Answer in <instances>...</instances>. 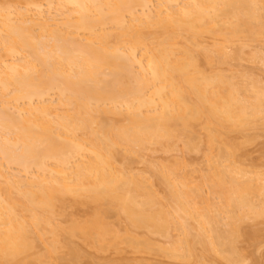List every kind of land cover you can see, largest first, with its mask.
<instances>
[{
  "label": "bare ground",
  "instance_id": "bare-ground-1",
  "mask_svg": "<svg viewBox=\"0 0 264 264\" xmlns=\"http://www.w3.org/2000/svg\"><path fill=\"white\" fill-rule=\"evenodd\" d=\"M35 1L23 0L33 17L0 5V264H77L82 247L123 245L244 264L237 243L264 226V178L240 160L264 125V82L220 67L264 41V0H44L46 15ZM178 148L207 171L130 166ZM69 207L84 218L59 224Z\"/></svg>",
  "mask_w": 264,
  "mask_h": 264
},
{
  "label": "rangeland",
  "instance_id": "rangeland-1",
  "mask_svg": "<svg viewBox=\"0 0 264 264\" xmlns=\"http://www.w3.org/2000/svg\"><path fill=\"white\" fill-rule=\"evenodd\" d=\"M2 2L0 3V5L2 6V7H5V8H9L10 9V7H11V11H13V8H14V11L17 9V8H19V10H21L22 12L24 11L25 12V10H24V8H25V5L23 4V0L21 1V0H11V3H10V1L9 0H1ZM3 1H5V3L3 2ZM16 1V2H15ZM20 1V2H19ZM39 1V2H38ZM6 2H8V3H6ZM152 2L154 3H156V0L155 1H153L152 0ZM12 3H13V5H12ZM35 3L37 4V5H41L40 6V9H41V11L43 12V15H46V13H48V11H50L49 13H51V14H54L55 13V11H53V10H55V9H53L54 8V6L55 5H53L51 8H52V10H51V8H50V10H48V9H45V8H49L47 5H46V2L44 1V0H36L35 1ZM154 3V4H155ZM10 4H11V6H10ZM17 6V7H16ZM30 7H32V8H30ZM30 7H27V8H25V9H28V11L26 10V12H28V17L30 16H36V12H38V10H37V8L35 9V7H33V6H30ZM21 8V9H20ZM56 8V7H55ZM23 9V10H22ZM33 9V10H32ZM37 10V11H36ZM47 10V11H46ZM17 11H18V9H17ZM35 12V13H34ZM29 13H30V15H29ZM45 13V14H44ZM13 17H14V15H13ZM208 39V38H207ZM206 39V40H207ZM209 40V39H208ZM208 40H207V42H208ZM211 40V42H212V39H210ZM208 43H210V41L208 42ZM260 43V44H259ZM259 43H256V45H255V43L253 44H249L250 46V48L248 47H246L247 49H249V50H247V49H244V51H245V55H243V58H241L240 60H237V61H230L229 62V64L228 65H222L221 67H220V69L222 70V72H224V74H227L228 76H232L233 75V77H238L237 79H241V77L242 78H244V79H242L241 81H243L244 80V82H245V78H247V81H246V84H247V82L248 81H250L249 79H251V78H249V77H255L254 78V80L255 79H257V80H259V81H261V82H264V81H262V80H264V67H262V66H264V65H262V66H260V64L262 63V64H264V61H260V59H259V57L260 58H264V55H262V54H264V41H260ZM251 45H253V47H255L254 48V50H253V48L251 47ZM259 45V46H258ZM261 46V47H260ZM257 48H259V49H257ZM260 48H262V49H260ZM256 49L258 50V51H260L259 53L261 54V56H260V54L258 53V51L256 52ZM253 51V54H252V51ZM251 51V53L248 55V57L246 56L249 52ZM255 51V52H254ZM262 52V53H261ZM247 53V54H246ZM254 53L256 54V56L258 57V59H259V61H258V59L257 58H255L254 57ZM251 54H252V57L250 58V59H252V58H254V60L252 59V63L250 62V59H249V57L251 56ZM22 56V55H21ZM19 58H21L20 56H18ZM245 57H247V58H245ZM9 57H7V59H8ZM244 59L247 61H244ZM255 59H257V60H255ZM257 61V62H256ZM231 62H233V63H231ZM237 62V63H236ZM240 62V63H239ZM254 63H259L258 65H256V64H254ZM231 64V65H230ZM225 67H227V69H225ZM230 67V68H229ZM238 67H241V68H238ZM235 68V69H234ZM230 69V70H229ZM238 69V70H237ZM227 70V71H226ZM241 70V71H240ZM228 71H231V73H229ZM234 71H235V73H234ZM238 71V72H237ZM240 71V72H239ZM228 72V73H227ZM236 72H237V74H236ZM244 72V73H243ZM233 73V74H232ZM239 73V74H238ZM243 75H242V74ZM230 74H232V75H230ZM247 74L248 76H245V75ZM252 74V75H251ZM241 76V77H240ZM253 79V78H252ZM251 79V80H252ZM260 82V83H261ZM261 85H264V84H262L261 83ZM55 98H57L56 96L54 97V95H52V96H50L49 97V99H53V100H55ZM255 129H257V131H254V130H252V131H249L248 133H250L251 135V137H253V139H254V141H253V143H251L250 145H248L245 149H244V153H243V158H241L240 160H241V164H242V167H244V169L245 170H248V171H251L252 169H256L254 172H256L257 171V173L259 172L260 174H261V176H262V178H264V175H262V174H264V125H259V126H257V128H255ZM252 132V133H251ZM248 133H247V135H248ZM253 133H254V135H253ZM249 136V135H248ZM255 136V137H254ZM246 150V151H245ZM183 151V150H182ZM181 151V149L180 148H178V150L176 149L174 152H172V154L171 153H169L168 155L167 154H164V153H162V152H151V153H153V154H151V153H147L146 152V154L145 153H143L142 154V156L140 155V157L138 156H136V155H134V156H132L133 157V159H132V157H130V159H131V161H133L135 164H133L132 163V165H130V166H132V167H134V173L136 172L137 173V171H139V169L140 168H142V171H143V169L145 170V168L147 169V166H149L150 164L151 165H153V167L155 168V167H157V166H159V165H164L163 163L164 162H166V164L165 165H167V162L171 165V163L173 164V162L172 161H174V163L176 164V162H184V163H186L187 164V166H186V171L187 172H189L190 173V170H193V169H195V170H197L195 173H196V175H195V178H197L198 177V174H200V173H205L206 171H207V165H206V162L205 163H202V162H204V158H203V156H201L199 153H192V155H190L188 152H186L185 151V153H184V151L182 152ZM154 153H156V155L154 154ZM245 153L247 154V155H245ZM163 154V155H162ZM202 154V153H201ZM144 155V156H143ZM144 157V158H143ZM152 157V158H151ZM156 157V158H155ZM174 157V158H173ZM202 157V158H201ZM137 158H140V159H137ZM141 158H142V160H141ZM154 159H155V161H157V162H155L154 161ZM157 159V160H156ZM165 160V161H163V160ZM181 159V160H180ZM0 160H1V157H0ZM135 160V161H134ZM138 162H137V161ZM139 160H141V161H139ZM146 160L148 161V163H147V166H146ZM179 160V161H178ZM242 160H243V162H242ZM155 163H158V164H155ZM161 161V162H160ZM163 161V162H162ZM169 161H171V162H169ZM1 163H3V161H0ZM140 162V163H139ZM142 162V163H141ZM150 162V163H149ZM131 163V162H130ZM136 163H138V164H136ZM145 164L144 166H142V164ZM161 163V164H160ZM189 163V164H188ZM246 163V164H245ZM193 164H196V166L198 167V168H196V166L195 165H193ZM197 164H202L201 165V167H200V165H197ZM204 164V165H203ZM251 164H253V165H251ZM133 165H136V166H133ZM189 165H193L192 167L191 166H189ZM205 165H206V167H205ZM245 165H246V167H245ZM250 165V166H249ZM256 165V166H255ZM142 166V167H141ZM146 166V167H145ZM5 167H6V165H5ZM131 167V168H132ZM195 167V168H194ZM204 167V168H203ZM8 169H9V171L10 172H17L18 170H17V168L15 167V169H16V171H15V169H14V167H11V166H8L7 167ZM12 170H11V169ZM158 168V167H157ZM191 168V169H190ZM200 168V169H199ZM202 168V169H201ZM247 168H249V169H247ZM252 168V169H251ZM133 169V168H132ZM190 169V170H189ZM14 170V171H13ZM135 170H137V171H135ZM199 170H200V172H199ZM140 171H141V169H140ZM183 171V170H182ZM181 171V172H182ZM145 172V171H144ZM184 172V171H183ZM182 172V173H183ZM186 172V173H187ZM139 173V172H138ZM146 173V172H145ZM144 173V174H145ZM193 174V173H192ZM146 175H148V174H146ZM148 176H150V175H148ZM193 176V175H192ZM197 176V177H196ZM147 177V176H146ZM194 177V176H193ZM253 177V176H252ZM153 183L155 182L156 183V181H152ZM155 183L154 184H152L153 185V187H155L154 188V190H157V192L159 191L160 193H159V195H161V193H163L162 191H163V188L161 187V185H159L158 183L156 184V186H155ZM159 185V186H158ZM162 189V190H161ZM77 208V207H76ZM74 208V207H72V211H71V207H69V210L66 208V210H67V214L68 215H66V216H63V217H66L65 219L62 217V219H61V217H59L58 219L56 218V221H58L59 222V224L61 223V224H64V226H66V225H68V223H66V225H65V222H67V220H69L70 219V217L72 216L73 218L75 217H78L77 218V220H79V217H80V219H82V216L85 214V212H83V210L85 209L84 207L82 208V207H80V208H82V209H80V208ZM75 209V210H74ZM65 210V211H66ZM86 211H87V208L85 209ZM84 210V211H85ZM78 211H79V213H78ZM73 212V213H72ZM65 213L66 212H64V215H65ZM78 213V214H77ZM75 216H74V215ZM70 215V216H69ZM79 215V216H78ZM71 217V218H72ZM111 218L110 219H108L109 220V222L113 225V227H114V229L115 230H118V232H122L123 231V229H124V227H125V224H124V222H120V223H118L119 221H117L116 219H114V217H112V216H110ZM67 218H69V219H67ZM72 218V219H73ZM83 218H84V216H83ZM71 220V219H70ZM75 220V219H74ZM55 221V222H56ZM64 222V223H63ZM123 223V224H122ZM250 225H249V224ZM116 224V225H115ZM121 224V225H120ZM244 224V223H243ZM119 225H120V227H119ZM124 225V226H123ZM242 225V224H241ZM262 225H264V224H262ZM122 226H123V228H122ZM249 226V227H248ZM253 225H252V223L251 222H246L245 224H244V226L242 225V227H241V229H243V231H245V230H247V231H249L251 228L250 227H252ZM220 227V226H219ZM246 227V228H245ZM258 227H260V228H257L256 229V232L258 233V235L261 237H259L258 235H257V233H255V235L253 236L254 237V241H256V240H258L256 243L253 241V240H250L251 242H253V244L251 243V242H249L248 240H246L247 238L246 237H244V238H242L241 240H239L240 241V243L238 242L237 244H239L240 246H238L239 247V249H242V251H243V255H244V258H245V260H244V264H264V231H262V230H264V226H261V225H259ZM118 228V229H117ZM223 227L221 226L220 227V229H222ZM120 229V230H119ZM245 229V230H244ZM249 229V230H248ZM251 231V230H250ZM262 231V232H261ZM176 233V232H175ZM172 235L174 236L175 234L174 233H172ZM176 235H177V233H176ZM152 237V236H151ZM176 237V236H175ZM149 238H150V236H149ZM159 238V239H158ZM161 238L162 237H159V236H154V237H152V238H150L152 241V244H154V245H156L155 246V248H157V246H159L158 248H161V247H168V245H166L168 242H165V246H164V241H166L165 239H163L162 238V240H161ZM257 238V239H256ZM256 239V240H255ZM246 240V241H245ZM78 241V240H77ZM81 241V240H80ZM241 241H242V243H241ZM245 241V244L243 243ZM76 242V241H75ZM74 242V243H75ZM77 244L75 245V247L77 246V248L78 247H81L80 245H82L83 243H81V242H76ZM81 243V244H80ZM250 244V245H249ZM252 244V245H251ZM257 244H258V246H257ZM79 245V246H78ZM161 245V246H160ZM243 245V246H242ZM245 245H248V246H246L245 247ZM256 246V247H255ZM241 247V248H240ZM253 247V248H252ZM83 248V250L84 249H86V251L84 250V252L83 251H81L82 253H83V255H85V256H83V257H86V259L85 258H82V260H80L77 264H145V262H147L148 264H188V263H183V262H181V261H178L177 262V260H175V259H171V258H169V257H167L166 255H164V254H159L158 252L159 251H156V250H154V252L153 251H151L149 254L147 253H144V254H137V253H135L134 251H133V253H132V249L130 248V249H128L129 247L127 246V245H123L122 246V251L120 252V253H118V255H116L115 253H113V251H109V252H106V253H93L94 251L93 250H91V249H87V247L86 248H84V247H82ZM81 248V249H82ZM244 248H245V250L246 251H244ZM249 249V250H248ZM88 251V253H90V254H88V253H85V252H87ZM92 251V252H91ZM65 252V251H64ZM123 252V253H122ZM67 253V252H66ZM85 253V254H84ZM135 253V254H134ZM161 253V252H160ZM87 254V255H86ZM97 254V255H96ZM159 254V255H158ZM63 255L64 256H66L67 254H64L63 253ZM90 255V256H89ZM100 255V256H99ZM120 255V256H119ZM141 255V256H140ZM248 256V258H246ZM67 257V256H66ZM66 257H63V259L66 261ZM90 257V258H89ZM95 257V258H94ZM98 258V259H97ZM140 258V259H139ZM143 258L145 259V260H143ZM133 259V260H132ZM138 259H139V261L141 262H139L138 261ZM252 259V260H251ZM62 261V262H65V261ZM85 260V261H84ZM86 260H90V261H86ZM92 260V261H91ZM129 260H130V262H129ZM142 260V261H141ZM248 261V262H247ZM250 261V262H249ZM91 262V263H90ZM94 262V263H93ZM97 262H100V263H97ZM137 262V263H136ZM60 263H61V261H60ZM146 263V264H147ZM61 264H64V263H61Z\"/></svg>",
  "mask_w": 264,
  "mask_h": 264
}]
</instances>
